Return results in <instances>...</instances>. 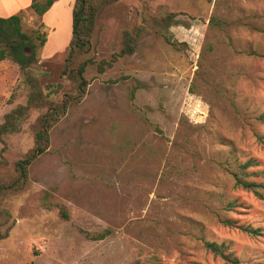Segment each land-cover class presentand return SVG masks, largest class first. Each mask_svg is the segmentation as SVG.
<instances>
[{
    "label": "rangeland",
    "instance_id": "1",
    "mask_svg": "<svg viewBox=\"0 0 264 264\" xmlns=\"http://www.w3.org/2000/svg\"><path fill=\"white\" fill-rule=\"evenodd\" d=\"M55 1L44 28L22 9V31L46 34L34 72L58 102L76 94L63 76L74 0ZM125 32L138 35L134 54L99 73ZM85 61L84 97L52 128L22 188L0 192V264H226L202 241L225 245L238 264H264V191L231 176L253 160L247 178L264 183V0H118L98 11L90 50L76 59ZM26 95L18 66L0 62V125ZM45 111L2 137L0 186L16 184L14 164Z\"/></svg>",
    "mask_w": 264,
    "mask_h": 264
},
{
    "label": "trees",
    "instance_id": "2",
    "mask_svg": "<svg viewBox=\"0 0 264 264\" xmlns=\"http://www.w3.org/2000/svg\"><path fill=\"white\" fill-rule=\"evenodd\" d=\"M118 0H75L72 7L71 22V38L67 48V58L63 69V76L70 80L76 89L73 96L65 95L60 101L54 102L48 99L47 94L43 93V89L37 78L36 65L39 62L37 53L41 51L46 44V34L36 31L33 37H30L22 31V19L24 11L2 18L0 17V62L9 60L16 64L23 75V83L25 85L27 95L26 103L18 105L9 113L4 115L3 123L0 125V143H3L2 137L16 134L20 132L22 124L27 120L28 115L33 109H46V111L37 119L36 129L34 132V147L26 154V156L14 164L17 172L16 184L7 187L0 186V192L6 189H12L15 186L22 188V182L27 179V171L33 162H35L42 154H44L49 146L50 131L59 121V118L65 114L68 108L78 104L85 95L88 86L84 78L87 65L90 61L76 63V59L89 52L91 47V37L94 31L96 17L98 11L105 5L117 2ZM55 0H31L29 11L38 18L39 27L44 28L42 23L43 15L50 10ZM211 25H218L219 21L211 18ZM227 25V23L223 22ZM138 35H131L129 32L123 34V45L120 51L112 55L109 62L101 61L96 65L99 73H103L106 68L125 56H131L135 52V45ZM170 46L179 49L180 43L176 41H168ZM89 62V63H88ZM258 122L264 124V113L257 118ZM260 144L264 145V137H257ZM5 147L2 148L3 154ZM0 161L5 162L3 156ZM253 160H249L238 166L237 170L231 172L234 180V186L252 192L257 197H262L264 191V183L249 181L247 176L254 173H248L247 170L255 166ZM260 174V173H257ZM21 184V185H20ZM236 203H229L226 207L227 211H234ZM3 213L0 210V214ZM62 218L68 220L65 213ZM222 224L228 227H237L240 231L251 237L260 235V229H253L248 226H237L236 222L225 220ZM0 224V240L7 238L8 231H1ZM109 233H98L94 235L84 234L88 239L99 241L108 236ZM203 247L210 254L219 257L226 264H238V260L227 252V248L223 244L202 241Z\"/></svg>",
    "mask_w": 264,
    "mask_h": 264
},
{
    "label": "crops",
    "instance_id": "3",
    "mask_svg": "<svg viewBox=\"0 0 264 264\" xmlns=\"http://www.w3.org/2000/svg\"><path fill=\"white\" fill-rule=\"evenodd\" d=\"M17 1H19V0H17ZM30 1L31 0H22V3H25V5L24 6H20L19 4H16V2L14 1V0H0V17H2V18H6V17H9V14L10 13H19L22 9H26L27 8V6L28 5H30ZM75 1V0H74ZM13 2H14V10H11V12L9 13V12H7V10L9 9H12L11 8V4H13ZM28 2V3H27ZM56 3H57V1H55L54 2V4L52 5V7L50 8V10H53V8H55V6H56ZM73 4H74V2H73ZM68 6H70V4L68 3ZM73 7V6H72ZM69 8V7H68ZM49 10V11H50ZM48 11V12H49ZM48 12H46L44 15H43V17H42V21H43V19H44V16L46 15V14H49ZM7 13V14H6ZM14 15V14H13ZM12 16V15H11ZM69 37H68V41H69ZM69 43V42H68ZM47 44V43H46ZM46 46V45H45Z\"/></svg>",
    "mask_w": 264,
    "mask_h": 264
}]
</instances>
